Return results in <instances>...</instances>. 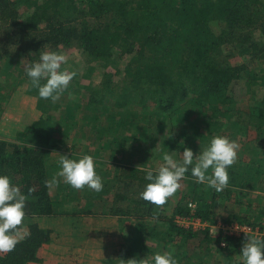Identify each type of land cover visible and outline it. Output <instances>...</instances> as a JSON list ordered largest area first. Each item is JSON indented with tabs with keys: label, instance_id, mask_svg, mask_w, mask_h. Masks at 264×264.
Returning <instances> with one entry per match:
<instances>
[{
	"label": "trees",
	"instance_id": "trees-1",
	"mask_svg": "<svg viewBox=\"0 0 264 264\" xmlns=\"http://www.w3.org/2000/svg\"><path fill=\"white\" fill-rule=\"evenodd\" d=\"M30 1L34 7L28 15L22 17L18 8L20 0H0V58L4 61V65H0V71L7 74L6 80L0 78V100L8 99L9 93L19 85H11L10 77L17 78L19 82H28V93L38 98V108L42 112L41 117L32 125L17 132L15 140L0 139V174L9 175L12 183L20 186L21 191L28 196L27 217L53 216L57 213L58 200L51 197L44 181L49 180L47 144L57 130L58 120L54 112L61 108L50 107V100L38 97L26 72L19 74L23 75L22 79L15 75V63L24 56H30L32 52L35 57L30 58L29 63L38 59L39 52L46 48L59 49L61 46L77 44L88 53L93 62H100L107 68L113 65L116 72L119 71L118 57L121 59L125 55L130 56L124 71L125 87L119 98L115 97L114 73L110 71L105 72L101 85L90 91L91 108L104 100L109 103L113 100L112 108H122L112 112L109 106L103 112L110 115L108 117L112 121V128H130L131 124L138 126V122L147 128L154 124L160 127L167 120H175L178 114L197 109L202 115L204 126L201 128L204 134L212 135L218 130V118L229 117L233 112L243 119L245 134L249 135V126L256 131L255 149L259 150V146L264 145V69L263 73H258L250 70L248 65L254 58H264L262 0ZM215 24L219 25L218 33L213 28ZM227 46L229 49L224 53ZM241 50L247 53L245 61L232 64L230 58ZM246 76L250 80L248 90L256 81L263 93L262 98L256 102L257 105L249 110L240 108V102L229 94L233 81ZM4 89H9V93L4 95ZM129 104L134 106L130 107ZM152 105L157 111L151 108ZM95 113V118H99L102 111L99 115ZM163 113H166V117L161 118ZM60 115L68 119L75 117L70 109L60 111ZM203 131L197 130L190 137L200 138ZM125 140L128 139L109 143L111 149L115 144L113 160L118 161L116 157ZM179 145L173 143L174 148ZM255 149H252L255 156L252 160H237L229 170L230 187L221 193L212 189L209 196L203 190L206 186L195 183L189 173L190 179H187L184 195L173 205L172 213L163 208L168 206V202L160 208L161 206H154L140 198L139 193L147 183L145 173L138 165L132 164L133 161L129 158L124 163V168L130 171L126 174L129 181L126 187L120 185L113 195L109 213L129 221L132 216L140 217L139 223L149 218L165 221L168 227L166 236L162 239L163 245L168 236L170 238L172 235L189 239L205 234L212 239L208 232L197 233L179 226L174 217L177 214L189 215L191 210L188 203L192 200L197 202L196 215L210 221L219 219L216 211L218 200L225 197V194H233L236 186L248 183L256 185L262 180L264 165L261 163V156L254 152ZM261 152L264 150H260V154ZM262 157L264 161L263 154ZM123 180L124 175L115 179L118 183L125 182ZM135 181L142 182V186L133 185ZM127 187H131L132 195L120 193ZM30 188L35 191L29 194ZM88 195L92 196V192ZM121 199L129 201L127 207L118 204ZM250 217L252 216L249 214L242 217L237 213H230L222 219L227 222L237 220L241 223L262 224V219L253 217L254 221ZM138 227L142 232L139 238L134 239L128 251L127 248L121 249V255L125 250V257H121L123 264L132 260L136 250L146 253L151 250L143 237L144 224L141 223ZM215 239L220 243L221 237ZM246 239V236H226L228 246H242ZM50 241L51 230L32 222L29 232L19 240L14 251L0 255V264L41 262L39 249Z\"/></svg>",
	"mask_w": 264,
	"mask_h": 264
},
{
	"label": "rangeland",
	"instance_id": "rangeland-1",
	"mask_svg": "<svg viewBox=\"0 0 264 264\" xmlns=\"http://www.w3.org/2000/svg\"><path fill=\"white\" fill-rule=\"evenodd\" d=\"M42 1L43 0H37V2ZM262 1L264 5V0ZM32 7L34 6L30 0H20L18 4L19 12L22 17L28 15L32 11ZM213 28L217 33L220 30L218 24H215ZM228 49V46L225 47L224 53L227 52ZM46 50L59 51L65 54L68 57V63L63 65V67L77 73L76 77L71 82L70 89L65 91L56 103L50 102L49 104L50 107L56 106L61 108L59 111L54 112L58 120L57 130L53 133V138H51L47 144L48 155L46 165L54 177L59 170L56 162L60 159V155H67L69 158L78 159L85 154H89L92 155L95 160L97 156V172L103 178V191H105L102 192L106 194L105 202H103L101 197L102 204L97 206L96 212L98 214L106 210L109 211V207L113 205V195H115L120 185L121 187H126L127 181H129L126 174L130 171L124 168V163L129 158L132 159V164L138 165L140 168H155L158 166V163L161 162L160 157L163 152L176 151V158L180 159V153L182 155L184 147H188L193 150L194 155H197L201 151V147L203 148L206 146L215 135L227 136L230 139L238 141L240 144L238 160H247L249 162L255 157L252 154V149H255V145H257L255 141L256 131L249 126L247 129L249 135L245 134L243 131V119L236 116L233 112L231 114L232 117L220 116L218 118L219 123H216L218 125V130L212 135L207 132L206 135L204 134L201 128L204 126L201 121L202 115L197 109L187 111V113H185L186 115L184 113L178 114L175 120H167V122L160 127L154 124L147 128L145 125L143 127V125L138 122V126L137 124H131L130 128H112V121L108 117L110 115L103 112H105L109 106L112 108L113 100L111 103H109L108 100L98 102L96 106L91 108L89 105L90 91L94 87H99L104 80L105 72L110 71L114 73L115 97L119 98L123 91V87H125L123 82L124 71L130 56L125 55L121 59L118 57L117 63L119 71L116 72L113 65L107 68L100 62H93L88 53L82 50L77 44L66 47L61 46L59 49L46 48ZM246 54L244 50L237 51L235 55L230 58V62L234 65L243 63ZM33 57L35 56L32 52L30 56L22 57V59L13 66L15 68V75H18L19 79L23 77V75L19 76V74L25 72V66ZM263 63L264 58H254L248 63L249 69L255 70L258 73H263ZM0 65H4V61L1 58ZM6 76L7 74L5 75L0 71L1 79L6 80ZM10 79L11 85H13V83H18L19 85L13 89L11 93H9V89L3 90L4 95L9 93L10 96L6 100L3 98L0 100V139L15 140L16 137H14L13 132H15L16 129L19 130V128L24 125L29 126L30 123L32 125L34 116L37 115L40 117L42 112L38 108V98L28 93V82H23L22 80L19 82L17 78L13 77H10ZM249 81L250 80H248L246 76L234 80L229 87V94L240 102V108L244 110H249L252 106L257 105L256 102H258L263 95L256 81H254L253 84L251 82L252 86L249 91ZM14 94L15 96H13ZM30 95L35 96V98L29 99L32 100L31 102L26 100ZM96 97H98V95ZM9 103H11L10 107H8ZM128 106L133 107L134 105L129 104ZM151 108L157 111L154 105H152ZM69 109L74 112L75 117L71 116L68 119L66 116L60 115V111L63 112ZM121 109V107L115 106L112 108V112L116 110L120 111ZM21 110H23L22 121H20ZM101 111L102 113H100ZM30 112H32L31 117L29 116ZM95 112H97L98 115L100 113L99 118H95ZM165 115L166 113H163L161 118L166 117ZM197 130L200 132L203 131L202 136L200 138L190 137L191 135L193 136ZM123 138H127L128 140H125L124 145L120 148V150H122L121 152L119 151L120 153H118L116 157L118 161H115L112 159L115 157L113 155L115 144L111 149L109 143H114V140L123 141ZM181 142H183V144ZM173 143H178L180 145L178 148H174ZM262 149L264 150V145H260L259 150L256 148L254 152L256 151L258 156H261L262 161L261 158L260 161L262 165H264L262 157L264 152L260 154V150ZM140 174L142 173L140 172ZM119 175H124L123 181L125 182L118 183L115 181ZM190 176H188L186 180L190 179ZM111 180H113V182H109ZM133 185L141 187L142 182L135 181ZM187 185L188 180L186 182L182 181V188L168 200V206H161L160 208H167V212L172 213V202L181 199ZM242 185L243 186L234 187L236 190L233 194H225V197L218 200L216 210L218 217L225 218L230 213H237L242 217L249 214L252 216L250 217L251 220L253 217L259 220L264 219V176L260 183H256V185H251L250 183ZM66 187L67 189L70 188V191H66L65 193H59L57 187L53 188L52 198L58 200L56 215L49 216L50 218L48 219L43 218L42 220V217L39 219L38 217L37 219L36 217H25L24 225L18 236V240L26 236L29 232V225L32 222H37L41 227L51 230V241L42 245H47L46 247L48 248L52 247L50 250H47L49 253L48 255L51 256L47 258L45 253L46 249L44 248L45 256L40 257L42 259L41 262H33L34 264H123L121 257H125V250L121 255V249L127 248L126 250L128 251L129 247L133 245L134 239L139 238L141 231L138 226L141 223L144 224L142 229L145 230L143 233L145 243L152 251L150 250L149 253H146L141 250H134L135 255H132V260H143L154 253L175 249V255L180 264H237V257L244 244L237 247L234 245L228 246L229 244H227L224 246L225 248H221L220 243L215 239L217 231L212 233H210L209 230L197 232H208L209 237L212 239L206 237L205 234H198L189 239H183V237H178L176 235H172L170 238L168 236L164 246L162 244V239L166 236L168 227V223L165 221H156L155 219L149 218L145 220L146 222L139 223L141 218L132 216L131 221L127 223V221L125 222V220L122 219V216H119L118 218L112 219L114 225L103 222L100 224L96 222L97 220L92 219L96 217L95 214L91 215L83 208L86 204V201L82 202L83 198H88L91 195H88L83 190L72 189L68 185H66ZM130 189L131 187H127L126 190L120 193L132 195ZM204 189L209 196H211L212 189L207 187H204L203 190ZM85 193L86 195H84ZM118 204L121 207H127L129 201L127 199H121ZM170 215L169 217L171 218ZM137 222L139 225L134 224ZM102 227L110 229V231L118 229L119 227L121 233L113 231L110 233L107 232V235L105 232H100ZM1 254L4 253H0V255Z\"/></svg>",
	"mask_w": 264,
	"mask_h": 264
},
{
	"label": "clouds",
	"instance_id": "clouds-1",
	"mask_svg": "<svg viewBox=\"0 0 264 264\" xmlns=\"http://www.w3.org/2000/svg\"><path fill=\"white\" fill-rule=\"evenodd\" d=\"M67 63L65 54L45 50L39 52L38 59L25 66L30 84L40 99L56 103L70 89L77 73L63 67ZM239 149L237 140L215 135L197 155L188 147H184L180 159L176 158V151H165L157 167L140 168L145 173L147 183L139 196L154 206H163L182 188V181L188 178L189 173L195 183L221 193L230 187L229 170L238 160ZM56 163L59 168L56 176L44 181L50 191L61 183L75 190L87 188L94 193L103 191V178L97 172V162L92 155L85 154L78 159L60 155ZM34 191V188H30L29 194ZM27 202L28 196L21 191V187L13 184L9 175L0 174V253L14 251L19 243ZM244 233L247 239L237 257V264H264V237ZM127 264H179V260L175 249H170L143 260H130Z\"/></svg>",
	"mask_w": 264,
	"mask_h": 264
},
{
	"label": "built area",
	"instance_id": "built-area-1",
	"mask_svg": "<svg viewBox=\"0 0 264 264\" xmlns=\"http://www.w3.org/2000/svg\"><path fill=\"white\" fill-rule=\"evenodd\" d=\"M190 214L181 215L177 214L174 217V221L181 227L192 230L193 232H204L210 231V233L217 231L216 237H221L220 245L226 246V236H236L242 237L246 236L244 232L252 233L260 237H264V219H262V224H251V223H241L237 220L230 222L225 221L222 218L216 221H210L208 219H203L196 215L197 203L195 201H190ZM244 231V232H243ZM222 242H226L222 244Z\"/></svg>",
	"mask_w": 264,
	"mask_h": 264
},
{
	"label": "crops",
	"instance_id": "crops-1",
	"mask_svg": "<svg viewBox=\"0 0 264 264\" xmlns=\"http://www.w3.org/2000/svg\"><path fill=\"white\" fill-rule=\"evenodd\" d=\"M13 96H15V94L13 95ZM32 98H35V96H32V95H30L29 96V98L27 97L26 98V100H29V99H32ZM32 100H29V102H31ZM10 104L11 103H9V106L8 107H10ZM20 108V107H19ZM29 112V111H28ZM20 113H21V116H20V121H22V113H23V110H21L20 111ZM30 115V117H31V115H32V112H30L29 113ZM41 117V116H40ZM40 117H38L37 115L36 116H34V119H33V123L36 121V120H38ZM32 123V124H33ZM30 125H31V123H30ZM29 125V126H30ZM27 125H24L23 127H21V128H19V130L18 129H16L15 130V132H13V135H14V137H16V134H17V132H19V131H21V130H23V129H25V127H26ZM28 127V126H27ZM98 158H97V156H96V160H97ZM47 175H48V178L49 179H51V178H53V174L49 171V169H48V167H47ZM70 187V186H69ZM58 189H59V193H65L66 191H70V188L69 189H67V187H66V184H63V183H61L60 185H59V187H57ZM53 189L50 191L49 190V193H50V195H51V197L53 196ZM83 191H85L87 194H89L90 193V191L91 190H88V189H83ZM92 192V191H91ZM86 193L84 194V195H86ZM98 195L96 196V193H94L93 192V195L91 196V198H90V196L87 198H83V200H82V202H85L86 201V204H85V206H83V208L86 210V211H90L89 212V214H91V215H93V214H95V216L96 217H93L92 219H95V220H97L96 222H99L100 224H101V222H103V223H109L110 225L111 224H113L114 225V222H112V219L113 218H118L119 217V215H112V214H110L109 213V211L108 210H106V211H104V212H101V214H98L97 212H96V210H97V206L99 205V204H102V200H101V197H102V199H103V202H105V197H106V194L105 193H97ZM178 202V200L177 201H173L172 203H173V205H175L176 203ZM107 208V207H106ZM108 209V208H107ZM85 211V212H86ZM108 211V212H107ZM100 215H103V216H100ZM40 217H38V219H39ZM48 219V218H50L49 216H42V218H41V220L42 219ZM36 219H37V217H36ZM91 219V220H92ZM123 219V218H122ZM153 219V218H152ZM127 221V223L129 222V220H125V222ZM131 223V222H130ZM104 225H107V224H104ZM96 230H98V229H96ZM114 232H118V233H121V230H120V228L118 227V229H114L113 230ZM112 230L110 231V229H107V228H101L100 229V232H105V233H107V232H113ZM57 234V233H56ZM107 235H108V233H107ZM52 244V243H51ZM50 245V244H49ZM118 245V244H117ZM47 245H44V246H42L40 249H39V257H44L45 255H44V248L46 249V251H45V253H46V255H47V258H50V256L48 255L49 253H48V251L47 250H50L51 248H48V247H46ZM118 252H119V250H118ZM55 258V257H54ZM29 264H34L33 262H30Z\"/></svg>",
	"mask_w": 264,
	"mask_h": 264
}]
</instances>
